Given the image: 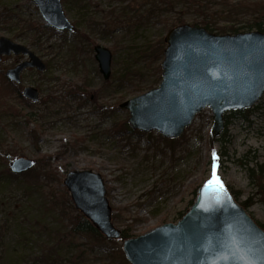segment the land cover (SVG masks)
<instances>
[{"label": "rangeland", "instance_id": "374dc122", "mask_svg": "<svg viewBox=\"0 0 264 264\" xmlns=\"http://www.w3.org/2000/svg\"><path fill=\"white\" fill-rule=\"evenodd\" d=\"M61 1L72 31L54 30L33 0H0V38L26 45L47 66L25 70L13 87L4 73L24 57L0 62V264H131L122 240L69 236L79 210L63 184L66 173H100L114 225L136 237L180 220L212 177L214 151L220 180L264 229V94L249 108L225 113L218 136L210 108L170 139L130 129L129 111L120 106L159 87L165 37L179 13L186 24L202 13L177 2L158 9L159 0ZM211 1L206 14L220 28L249 26V16L226 18ZM259 1L228 0L225 10ZM250 31L257 30L238 33ZM96 46L112 53L108 79ZM26 85L39 91V101L21 95ZM19 157L34 166L12 173ZM68 195L75 209L66 208Z\"/></svg>", "mask_w": 264, "mask_h": 264}, {"label": "water", "instance_id": "95a60500", "mask_svg": "<svg viewBox=\"0 0 264 264\" xmlns=\"http://www.w3.org/2000/svg\"><path fill=\"white\" fill-rule=\"evenodd\" d=\"M45 21L56 30L72 31L61 0H33ZM159 87L123 102L132 130L157 131L166 138L180 136L196 114L210 108L211 133L220 135L225 113L244 110L264 94V32L215 34L201 26L181 24L166 34ZM27 55L30 59L6 70L10 82L20 83L28 68L46 69L29 47L0 38L3 56ZM95 58L105 79L111 72L112 53L96 46ZM22 95L37 102L39 91L25 86ZM34 166L32 159L13 160V173ZM63 184L77 210L108 240H120L122 231L112 220L102 175L90 169L71 170ZM203 184L187 212L176 223H166L123 241L122 250L131 264H264V229L224 186ZM219 196V202L217 197Z\"/></svg>", "mask_w": 264, "mask_h": 264}, {"label": "trees", "instance_id": "16d2710c", "mask_svg": "<svg viewBox=\"0 0 264 264\" xmlns=\"http://www.w3.org/2000/svg\"><path fill=\"white\" fill-rule=\"evenodd\" d=\"M217 1L224 7L223 10H221L220 12L221 16H224V13H226L228 15L224 17L231 18V19H237V18H242L240 16L241 14H244L246 17L249 16V19H248L249 26L233 27V28H228V29L220 28L219 24L217 23V21L219 20H212V18L214 17L211 13L206 14V11L209 10L210 5L213 3L211 0H182V1L181 0H159L158 4H160V6L157 5V8L161 9L162 8L161 5H163L165 7L164 10L169 9L171 6H174V5H171L173 2L182 3V4L184 3L185 5L188 4L189 6L188 5L186 6H188L189 8H193V9L196 8L198 12L202 13V16H204V17L200 16L197 20H194L192 24L195 26L204 27L209 32H212V33L217 32V34H221V33L226 34L230 32V33L235 34L244 28L255 29L257 31L264 32V0L256 2V3L255 2L250 3L247 6H241V4L240 6H238L237 4L236 6H234V8L228 9L227 11L225 10V8L227 6L228 0H217ZM184 23H185L184 14L179 13V15L175 18V20L170 24L171 26L169 27L168 25L167 27L171 28L176 25H180ZM124 126L126 128L127 124H125ZM127 131L129 130L127 129ZM66 200H67V202L65 203L67 205L66 208L73 209L74 206L70 202L69 195L67 196ZM192 203L193 201L191 202V204ZM76 213L77 214H74L70 218L69 236H74V235L87 236L89 234L91 236L104 240L105 237L93 226V224L88 219H86L80 212H76ZM183 214L181 216H183ZM130 237H132L130 230L128 229L122 230V234H121L122 241ZM121 257L125 259V257L123 256V253L121 254Z\"/></svg>", "mask_w": 264, "mask_h": 264}, {"label": "snow or ice", "instance_id": "6c2138e0", "mask_svg": "<svg viewBox=\"0 0 264 264\" xmlns=\"http://www.w3.org/2000/svg\"><path fill=\"white\" fill-rule=\"evenodd\" d=\"M218 157L215 152L212 153V158H211V173L212 177L208 181L205 182L206 187H212L215 185V188L213 191L220 193V195H223V192L225 191L223 182L220 180L217 169H218ZM217 202H219V196L217 197Z\"/></svg>", "mask_w": 264, "mask_h": 264}, {"label": "flooded vegetation", "instance_id": "af4514ba", "mask_svg": "<svg viewBox=\"0 0 264 264\" xmlns=\"http://www.w3.org/2000/svg\"><path fill=\"white\" fill-rule=\"evenodd\" d=\"M15 42V41H14ZM21 44V43H20ZM24 45V44H23ZM26 46V45H25ZM12 55H14V54H12ZM11 56V55H10ZM15 56H21V57H24L23 59H21V60H19L15 65H17V64H19V63H21V62H23V61H26V60H29L30 58L27 56V55H23V54H20V55H15ZM4 57H6V56H3V58H2V60L4 59ZM45 63V62H44ZM14 65V66H15ZM46 65V64H45ZM14 66H12V67H14ZM47 67V66H46ZM9 68H11V67H9ZM8 68V69H9ZM28 69H36V68H28ZM27 70V69H26ZM37 70V69H36ZM25 72V70L22 72V74H21V82L20 83H13V82H10L8 79H7V77H6V75H5V78H6V80H7V82L9 83V84H11L10 86H13V87H16V86H18V85H20L21 83H22V75H23V73ZM5 74V73H4ZM26 86H30V85H26ZM25 88V86L23 87V89ZM23 89H22V91H23ZM22 91H21V95H22ZM23 96V95H22ZM24 97V96H23ZM25 98V97H24ZM27 99V98H26ZM29 100V99H28ZM31 101V100H30Z\"/></svg>", "mask_w": 264, "mask_h": 264}, {"label": "bare ground", "instance_id": "6f19581e", "mask_svg": "<svg viewBox=\"0 0 264 264\" xmlns=\"http://www.w3.org/2000/svg\"><path fill=\"white\" fill-rule=\"evenodd\" d=\"M66 188V187H65Z\"/></svg>", "mask_w": 264, "mask_h": 264}]
</instances>
